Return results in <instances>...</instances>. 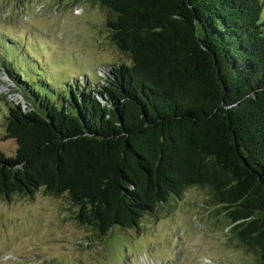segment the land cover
Listing matches in <instances>:
<instances>
[{"label": "trees", "instance_id": "obj_1", "mask_svg": "<svg viewBox=\"0 0 264 264\" xmlns=\"http://www.w3.org/2000/svg\"><path fill=\"white\" fill-rule=\"evenodd\" d=\"M89 1L129 61L10 105L0 196L66 195L101 240L201 187L264 264V0Z\"/></svg>", "mask_w": 264, "mask_h": 264}, {"label": "rangeland", "instance_id": "obj_2", "mask_svg": "<svg viewBox=\"0 0 264 264\" xmlns=\"http://www.w3.org/2000/svg\"><path fill=\"white\" fill-rule=\"evenodd\" d=\"M105 23L106 12L89 0H0V152H17L15 139L3 140V119L19 93L33 101L32 90L55 95L82 81L93 88L113 63L129 61ZM72 208L66 195L43 189L0 196V264H259L230 240L224 210L201 187L101 240Z\"/></svg>", "mask_w": 264, "mask_h": 264}, {"label": "water", "instance_id": "obj_3", "mask_svg": "<svg viewBox=\"0 0 264 264\" xmlns=\"http://www.w3.org/2000/svg\"><path fill=\"white\" fill-rule=\"evenodd\" d=\"M18 98H20V103H22L25 107L28 106V104H27V102H26V100L22 94L19 93Z\"/></svg>", "mask_w": 264, "mask_h": 264}]
</instances>
